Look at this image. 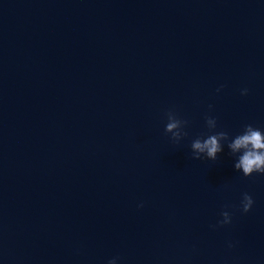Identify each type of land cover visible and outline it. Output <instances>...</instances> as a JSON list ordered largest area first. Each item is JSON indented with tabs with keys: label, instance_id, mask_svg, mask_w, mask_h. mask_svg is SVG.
<instances>
[{
	"label": "water",
	"instance_id": "95a60500",
	"mask_svg": "<svg viewBox=\"0 0 264 264\" xmlns=\"http://www.w3.org/2000/svg\"><path fill=\"white\" fill-rule=\"evenodd\" d=\"M207 116L264 130V0H0V264H264Z\"/></svg>",
	"mask_w": 264,
	"mask_h": 264
},
{
	"label": "clouds",
	"instance_id": "9594fccd",
	"mask_svg": "<svg viewBox=\"0 0 264 264\" xmlns=\"http://www.w3.org/2000/svg\"><path fill=\"white\" fill-rule=\"evenodd\" d=\"M242 94L247 95L248 89H243ZM167 120L168 122L165 126L166 134H171L172 140L179 143L188 135L184 131L188 121L179 118L178 114L172 110L168 111ZM206 125L208 134L196 138L191 143L192 159L200 160L202 157H206L207 159L216 161L218 154L223 151L224 145L222 142H225L230 150V154L236 157L234 167L237 171H242L246 177H250L254 173L264 174V130L252 124H246L241 133L232 137L227 131L217 130L218 122L214 117L207 116ZM253 204V197L248 193H244L242 198L243 212L247 213L251 211ZM140 207H143V205H140ZM222 216L223 220L219 222L220 226L232 222L229 212H223ZM109 264H116V259L109 261Z\"/></svg>",
	"mask_w": 264,
	"mask_h": 264
}]
</instances>
